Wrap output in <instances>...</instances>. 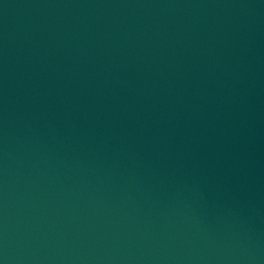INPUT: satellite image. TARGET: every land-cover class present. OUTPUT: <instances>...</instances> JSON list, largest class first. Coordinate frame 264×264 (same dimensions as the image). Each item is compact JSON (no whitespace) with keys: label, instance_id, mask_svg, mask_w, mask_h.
I'll list each match as a JSON object with an SVG mask.
<instances>
[{"label":"water","instance_id":"95a60500","mask_svg":"<svg viewBox=\"0 0 264 264\" xmlns=\"http://www.w3.org/2000/svg\"><path fill=\"white\" fill-rule=\"evenodd\" d=\"M0 264H264V0H0Z\"/></svg>","mask_w":264,"mask_h":264}]
</instances>
